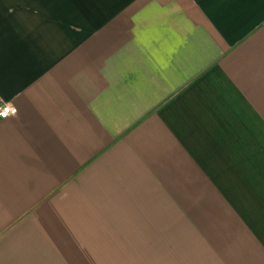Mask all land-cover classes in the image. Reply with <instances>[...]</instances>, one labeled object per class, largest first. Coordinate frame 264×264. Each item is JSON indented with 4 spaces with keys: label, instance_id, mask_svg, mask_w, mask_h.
Instances as JSON below:
<instances>
[{
    "label": "crops",
    "instance_id": "1",
    "mask_svg": "<svg viewBox=\"0 0 264 264\" xmlns=\"http://www.w3.org/2000/svg\"><path fill=\"white\" fill-rule=\"evenodd\" d=\"M0 264H264V0H0Z\"/></svg>",
    "mask_w": 264,
    "mask_h": 264
},
{
    "label": "built area",
    "instance_id": "2",
    "mask_svg": "<svg viewBox=\"0 0 264 264\" xmlns=\"http://www.w3.org/2000/svg\"><path fill=\"white\" fill-rule=\"evenodd\" d=\"M18 114V108L13 104H3L0 106V119H8Z\"/></svg>",
    "mask_w": 264,
    "mask_h": 264
}]
</instances>
